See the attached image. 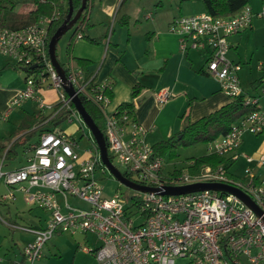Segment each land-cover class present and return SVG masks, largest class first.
<instances>
[{
    "label": "built area",
    "instance_id": "2783aa9c",
    "mask_svg": "<svg viewBox=\"0 0 264 264\" xmlns=\"http://www.w3.org/2000/svg\"><path fill=\"white\" fill-rule=\"evenodd\" d=\"M254 17L264 19V6L254 11L245 5L229 17H213L206 11L179 16L171 21L169 29L178 35L180 50L208 53L204 72L229 98H235L244 94L241 65L227 56L228 37L249 28ZM55 18L46 16L19 29L0 28V53L27 69L24 87L11 99L5 116L32 100L43 113L63 109L68 112L67 122L72 123L74 118L80 121L72 97L63 87L69 84L82 103L91 102L100 108L108 154L124 165L130 175L127 178L158 188L194 183L229 185L248 196L261 212L257 214L234 194L210 189L179 195L142 192L141 198H131L130 202L119 192L106 197L104 186L95 176L98 168L106 170L95 142L82 154L75 137L65 132H44L30 145L24 164L11 170L0 167V180L22 192L27 202L49 212L44 227L17 226L33 235L23 248V264L39 260L44 244L61 233L91 234L94 245H80V249L91 254L96 264H175L177 259H182V264H264V174L257 171L264 170V150L258 156L243 155L253 167H247L242 177L222 165H205L197 173L164 175L165 159L153 154L152 145L145 140L146 129L132 112L127 108L109 109L111 81H97L94 72L86 75L82 68L71 65L63 67L62 81L48 54V27ZM111 31L110 27L105 48ZM76 38H82V34ZM29 69L35 71L27 72ZM44 88L57 91L54 103L43 100L40 91ZM155 96L157 103L163 104L171 93L159 89ZM244 104L256 105L258 99L245 96ZM245 132L264 137V111L253 110L240 118L226 134L208 143L209 149L235 161L241 155L237 149ZM7 196L13 197V193ZM69 198L80 200L85 207L72 205Z\"/></svg>",
    "mask_w": 264,
    "mask_h": 264
},
{
    "label": "crops",
    "instance_id": "0c3cea01",
    "mask_svg": "<svg viewBox=\"0 0 264 264\" xmlns=\"http://www.w3.org/2000/svg\"><path fill=\"white\" fill-rule=\"evenodd\" d=\"M173 4L175 10L172 9ZM173 4L170 0H144L139 2V7L136 8L131 0H88V24L83 31L84 37L77 39H87L90 45L75 39L72 42L70 59L62 63L64 66L79 67L74 57L89 59L91 64L88 70L96 74V80L112 82V103L109 109L113 110L121 103L132 102L135 119L146 129L145 140L146 136L152 134L154 143L167 139L181 130L188 121H194L231 100L220 90L219 84L204 72L208 53L194 49L180 50L178 35L169 29L171 21L176 17L204 12L203 3L199 0H174ZM247 5L258 11L264 6V0H249ZM33 8L31 2L16 13H25ZM110 27L112 31L109 44L105 48L104 39ZM92 38L99 41H91ZM228 42V58L241 65L239 77L244 95L256 96L259 110L264 111V19L254 17L249 28L230 35ZM96 61H99L98 65L93 64ZM12 64L9 60L0 61V139L10 137L22 119L35 109L34 102L26 100L5 116L11 99L24 87L26 78L23 76L16 82H2L6 78L3 72L10 69L15 71L18 78ZM135 85H140L141 90L136 97H132ZM159 89H166L171 93L169 100L163 104L156 101L155 92ZM40 95L50 104L55 102L57 91L44 88ZM242 143L243 137L240 146ZM28 154L29 149L25 151L19 148L14 160L4 159V156L0 158V167L3 170L15 169L26 162ZM259 154L258 150L254 152V156ZM224 157L229 158V155ZM16 160L17 164L9 167ZM228 170L230 171V167ZM0 183L6 188V192L0 190V205L6 208L8 216L10 209L7 201H14L17 191L30 205V219L24 226L37 228L46 225L49 218L46 209L27 202L22 192L3 180H0ZM10 192L13 197H5ZM38 209H41V212L37 211ZM7 225L22 231L27 239L22 242L21 235L14 236L13 233L11 256L4 252L5 257H0V264H23V248L33 239V235L19 229L17 226L22 225L16 220ZM78 234L71 235L74 240L73 250L67 251L64 259L56 260L53 264H96L91 254L80 249L82 241H89V237L81 234V241L77 237ZM60 235L62 233L57 234V237Z\"/></svg>",
    "mask_w": 264,
    "mask_h": 264
},
{
    "label": "trees",
    "instance_id": "16d2710c",
    "mask_svg": "<svg viewBox=\"0 0 264 264\" xmlns=\"http://www.w3.org/2000/svg\"><path fill=\"white\" fill-rule=\"evenodd\" d=\"M188 1V0H180ZM203 3L205 11L213 17H229L240 12L249 0H199ZM82 0H71L74 13L81 6ZM8 3L9 6L5 4ZM34 8L25 13L12 12L15 3L12 0H0V28L19 29L31 25L43 17L56 16L51 21L48 27L49 38L54 34L56 29L64 21L68 12V0H32ZM7 10H11L8 12ZM87 10L88 0L83 13L80 15L76 23L77 28L70 38L68 44V52L71 51L72 42L76 39L78 33L82 34L87 26ZM91 41L98 42L97 38H92ZM76 64L82 68L86 75L90 74L88 70L91 61L86 58L74 57ZM62 64V63H61ZM62 66H64L62 64ZM65 67V66H64ZM35 69H29L27 72H34ZM141 90L140 85H135L132 92V97H136ZM112 95V94H111ZM245 95H240L215 109L214 111L194 120L188 121L181 130L173 133L165 140H160L152 145L153 154L162 156L165 160L167 157L174 158L177 156L178 149L182 146H192L200 142L210 143L219 136L226 134L231 126L243 116L258 110V105L244 104ZM86 111L89 113L95 124L103 131V114L99 107L91 102L83 101ZM119 109L127 108L134 115V104L132 102L121 103L117 106ZM56 109V108H55ZM68 112L59 110L56 113L49 112L43 114L42 110L35 106L31 114H27L20 124L16 127L13 134L6 138L0 139V158L14 160L18 155V149L27 151L30 145L37 141L38 137L44 132H63L61 125L66 121ZM15 137L13 140L12 138ZM34 138L36 140L34 141ZM113 163V155L108 154ZM193 161L192 165H187L188 172L197 173L205 165L216 167L219 165L229 168L233 164L231 158H226L217 153H209L198 157H192L188 163ZM21 166V165H20ZM19 167V166H18ZM180 171L169 173L171 176L180 174ZM122 174L130 177L127 171H122ZM134 200V197H132Z\"/></svg>",
    "mask_w": 264,
    "mask_h": 264
},
{
    "label": "rangeland",
    "instance_id": "374dc122",
    "mask_svg": "<svg viewBox=\"0 0 264 264\" xmlns=\"http://www.w3.org/2000/svg\"><path fill=\"white\" fill-rule=\"evenodd\" d=\"M15 5L12 12H17L21 10L26 4H30L32 0H12ZM136 8L139 7V2H143L144 0H131ZM170 3H174V0H170ZM141 4V3H140ZM9 6L8 3L5 4ZM138 6V7H137ZM172 9L175 10V4H173ZM11 12V10H7ZM77 25L73 26L70 30H68L58 41L56 46V54L61 63L67 62L70 58V52H68V44L71 36L73 35ZM262 35V34H261ZM76 40H78L76 38ZM82 44L90 45L87 39L78 40ZM103 52V51H102ZM9 60L13 64L11 65L18 74L15 76V71L13 72L11 69L3 72L5 73L6 78L3 81L13 80L14 82L19 81L23 76L26 77V72L21 69L20 66L16 64V61L9 56L3 55L0 53V61ZM99 61L94 62L93 64L98 65ZM95 65V66H96ZM1 72V71H0ZM30 104V102H29ZM28 105V104H27ZM10 106V105H9ZM47 110L43 113L46 114ZM1 119V117H0ZM104 123V121L102 122ZM62 131L67 133L68 135L75 137L80 145V151L83 154L85 149H89L92 147V143H94V138L88 129V127L84 124L82 120L73 119L72 123L65 121L61 125ZM157 130V129H156ZM153 135L149 134L146 136V142L149 144H153L154 141L152 138ZM243 143L239 147V153L241 157L237 158L233 164L230 166V173L235 176L242 177L245 173V169L249 166L253 167V164L247 163L246 159L243 157L244 154L254 155L255 151L264 150V137L256 136L249 132H245L243 134ZM157 141V140H156ZM211 153L209 149L208 143L200 142L192 146H182L178 149L177 156L174 158L167 157L163 167V174L168 175L173 171L177 170L181 173L188 172L187 164L188 160L192 157H198L205 154ZM17 164V160L10 164L9 167H13V165ZM113 164L122 172L124 171V165L119 163L116 159H113ZM261 174H264V170H258ZM96 178L99 179L101 184L104 186L103 193L104 196L108 197L113 195L115 192H119L126 202H130L132 197L141 198L142 192L133 190L123 184H121L117 179H115L106 169L105 172L102 169H97ZM134 178V177H133ZM0 190L6 192L5 186L0 183ZM15 191V190H14ZM16 199L14 201L8 200L7 204L9 205L10 215L8 216L6 213V208L0 205V257H5L4 252H7L8 255L11 256L10 248L12 246V237L21 235L20 241H25L27 236L22 233V231L18 229H14L12 227H8V223H12L15 220L19 225H26L30 219L29 208L30 205L26 203L23 199V196L15 191ZM69 202L74 206L85 207L80 200L76 198H69ZM37 211L41 212V209ZM17 215V216H16ZM14 233V236L12 234ZM25 237V238H24ZM77 237L82 241L83 235L78 234ZM89 241H82L81 245L93 246L95 242V238L90 234ZM73 238L70 233H62L59 237L54 236L50 241L44 244L42 248V257L36 261L34 264H53L56 260L64 259L67 251L73 250ZM60 249V251L58 250ZM61 252V253H60ZM56 253L57 255H55ZM80 253V252H79ZM78 253V254H79ZM61 254V255H60ZM184 261L182 259H177L175 264H182Z\"/></svg>",
    "mask_w": 264,
    "mask_h": 264
},
{
    "label": "water",
    "instance_id": "95a60500",
    "mask_svg": "<svg viewBox=\"0 0 264 264\" xmlns=\"http://www.w3.org/2000/svg\"><path fill=\"white\" fill-rule=\"evenodd\" d=\"M86 2L87 0H82L81 6L78 8V10L74 13L73 6L71 4V0H68V12L66 14V17L62 24L56 29L54 34L50 37L49 42H48V54L49 58L51 60V63L53 67L55 68L56 72L60 75L61 79L63 82H65V71L60 63L57 54H56V46L60 38L68 31L70 30L80 15L83 13L85 7H86ZM36 65L34 64L32 66L35 67ZM23 71H26V68H22ZM64 90L67 92V94L72 97V102L81 117L82 121L84 124L88 127L90 130L94 142L99 150L100 154V159L103 163V165L106 167L108 172L115 178L117 179L121 184L136 190L140 192H154V193H159L162 195H179V194H185L189 192H194V191H201V190H215V191H220L224 193H231L236 196H238L240 199L244 201L246 205L251 207L257 214H260L259 208L249 199L248 196H246L243 192H241L239 189L221 184V183H194V184H189V185H183V186H164L162 188L158 187H149L145 185L138 184L134 182L133 180L127 178L122 174V172L111 162L109 156H108V151H107V146L105 142L104 135L102 131L99 129V127L95 124L89 113L86 111L82 101L80 98L74 94V89L71 85L69 84H63Z\"/></svg>",
    "mask_w": 264,
    "mask_h": 264
}]
</instances>
